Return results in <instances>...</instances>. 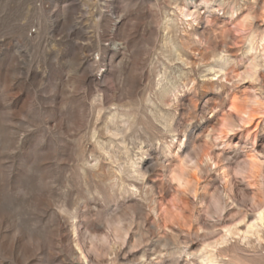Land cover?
<instances>
[{
	"label": "rangeland",
	"instance_id": "obj_1",
	"mask_svg": "<svg viewBox=\"0 0 264 264\" xmlns=\"http://www.w3.org/2000/svg\"><path fill=\"white\" fill-rule=\"evenodd\" d=\"M263 38L264 0H0V264H199L244 229ZM239 238L220 264H264Z\"/></svg>",
	"mask_w": 264,
	"mask_h": 264
},
{
	"label": "bare ground",
	"instance_id": "obj_2",
	"mask_svg": "<svg viewBox=\"0 0 264 264\" xmlns=\"http://www.w3.org/2000/svg\"><path fill=\"white\" fill-rule=\"evenodd\" d=\"M193 15V12L190 11L188 8V5H178L176 10V16L179 18L186 17ZM264 40V38H263ZM253 47V42L250 46V48ZM236 100L231 103L230 108L234 109L236 108ZM254 103V101H253ZM257 105V106H256ZM259 100L254 103L252 108H248L245 110H242V115L240 116L241 121L245 125H250L257 117L255 114V108L257 107L258 110ZM255 107V108H254ZM261 118V117H260ZM230 121L224 122V126L227 130H230ZM169 125V124H166ZM173 136L172 138H174ZM171 144H173V141L168 142L166 144V151H171ZM183 145V142H180V147ZM208 160H210L214 165H217L216 159L212 157L210 154H205ZM179 157V156H178ZM249 161H250V171L253 173L255 172L256 166L258 164L262 165V161L259 158V155L257 153H253L249 155ZM133 164V163H132ZM134 168V165H133ZM136 170V169H135ZM135 172V171H134ZM226 181V180H225ZM245 221V217L243 219ZM239 222L234 223L233 225H229L224 227V230L222 231V234L220 238L205 243L202 247L199 249V264H220L221 261H224L221 254L223 251L230 249V243L233 239L236 238V236H239L240 240L242 239V242L251 243V242H258L259 244H262L264 241V203L260 206V208L257 210V212L254 214L253 219L249 222H247L244 229H240ZM238 240V242H240Z\"/></svg>",
	"mask_w": 264,
	"mask_h": 264
}]
</instances>
